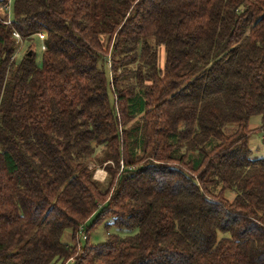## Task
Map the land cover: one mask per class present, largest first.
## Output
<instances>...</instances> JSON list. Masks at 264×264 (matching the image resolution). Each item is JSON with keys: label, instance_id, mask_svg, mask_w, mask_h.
<instances>
[{"label": "trees", "instance_id": "trees-1", "mask_svg": "<svg viewBox=\"0 0 264 264\" xmlns=\"http://www.w3.org/2000/svg\"><path fill=\"white\" fill-rule=\"evenodd\" d=\"M4 19L0 264H264V0H14ZM15 33L44 35L40 65ZM107 220L135 234L90 245Z\"/></svg>", "mask_w": 264, "mask_h": 264}, {"label": "rangeland", "instance_id": "rangeland-1", "mask_svg": "<svg viewBox=\"0 0 264 264\" xmlns=\"http://www.w3.org/2000/svg\"><path fill=\"white\" fill-rule=\"evenodd\" d=\"M13 4H14V0H10V9L8 13L10 21L13 20ZM44 47H45V39H44L43 34H36L29 40H23L21 44L18 43L17 52H16V60L20 61L22 56L26 52H28L29 49H32L34 56H35V62L36 64L40 65L42 61V52L44 50ZM163 58H164L163 51H161L160 53L161 64L163 63ZM263 122H264V115L263 116L262 115L252 116L248 122V128L253 131L248 141V147H249V150L251 151V157L255 159L264 158V142H263L264 132L259 131ZM98 170L99 171L96 170L94 173L95 179H98L97 177L104 176L103 174L105 173V171L103 169L102 170L98 169ZM100 172L101 173L103 172V173L101 174ZM226 197L229 201H231L234 195L227 193ZM92 220H90L86 225L88 226L92 222ZM108 222L109 220L104 221L102 224L98 225L94 230H92L89 233V244L90 245H98V244L105 242L108 234L109 235H112V234L119 235L122 237L126 236L127 234L128 235L135 234V231L128 233L125 230H118L114 227H109L108 229H105V224ZM70 235H71L70 231L65 230L61 237V240L63 242L70 243ZM79 240H80V245L83 246L84 242L82 241V236L79 237ZM67 264H71V262H68Z\"/></svg>", "mask_w": 264, "mask_h": 264}, {"label": "built area", "instance_id": "built-area-1", "mask_svg": "<svg viewBox=\"0 0 264 264\" xmlns=\"http://www.w3.org/2000/svg\"><path fill=\"white\" fill-rule=\"evenodd\" d=\"M9 9H10V1H8V3H6V4H4L3 6H0V19H4L5 21V24H10L11 23V21H10V19H9V15H8V13H9ZM14 35V37L17 39V43H20L21 44V41H20V37H19V35L18 34H13Z\"/></svg>", "mask_w": 264, "mask_h": 264}, {"label": "crops", "instance_id": "crops-1", "mask_svg": "<svg viewBox=\"0 0 264 264\" xmlns=\"http://www.w3.org/2000/svg\"><path fill=\"white\" fill-rule=\"evenodd\" d=\"M97 171H99V170H97ZM96 174H97V172H96ZM105 175H106V173H104V176L103 177H97V175H96V177L98 178L97 180L103 181V179L105 178Z\"/></svg>", "mask_w": 264, "mask_h": 264}, {"label": "bare ground", "instance_id": "bare-ground-1", "mask_svg": "<svg viewBox=\"0 0 264 264\" xmlns=\"http://www.w3.org/2000/svg\"><path fill=\"white\" fill-rule=\"evenodd\" d=\"M100 173H101V172H100ZM102 173H103V172H102ZM102 173H101V174H102ZM103 175H104V174H103ZM101 176H102V175H101Z\"/></svg>", "mask_w": 264, "mask_h": 264}, {"label": "water", "instance_id": "water-1", "mask_svg": "<svg viewBox=\"0 0 264 264\" xmlns=\"http://www.w3.org/2000/svg\"><path fill=\"white\" fill-rule=\"evenodd\" d=\"M28 55H30V52L28 53Z\"/></svg>", "mask_w": 264, "mask_h": 264}]
</instances>
